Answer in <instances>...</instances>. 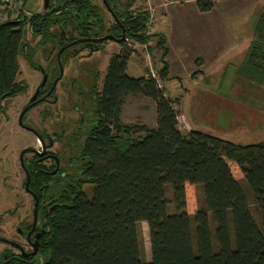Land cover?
Returning a JSON list of instances; mask_svg holds the SVG:
<instances>
[{
    "label": "trees",
    "instance_id": "1",
    "mask_svg": "<svg viewBox=\"0 0 264 264\" xmlns=\"http://www.w3.org/2000/svg\"><path fill=\"white\" fill-rule=\"evenodd\" d=\"M136 1L116 5L125 11L117 13V19L126 39L141 45L155 40L162 52L157 78L126 73L133 50L124 41L121 51L109 59L89 109L92 120L82 131L73 174L62 184L49 183L47 189L43 186L47 180L31 177L30 189L39 200L55 192L56 206L46 218L38 254L18 259L8 251L1 264H264V141L239 145L192 129L180 130L179 100L170 98L161 86L169 78L166 38L144 36L149 14L134 8ZM49 2L44 15H20L16 24H0V104L25 89L18 81V60L28 46L27 29L43 41L58 40L59 34L53 32L57 27L71 26L78 36L104 29L98 19L100 8L92 0ZM195 5L206 13L215 0H196ZM238 72L264 84V13L255 21L254 39ZM127 94L155 104V128L122 122ZM240 179L253 195L260 227ZM197 186L203 201L193 208ZM85 188L91 189L90 198ZM142 223L148 229L149 260Z\"/></svg>",
    "mask_w": 264,
    "mask_h": 264
},
{
    "label": "rangeland",
    "instance_id": "2",
    "mask_svg": "<svg viewBox=\"0 0 264 264\" xmlns=\"http://www.w3.org/2000/svg\"><path fill=\"white\" fill-rule=\"evenodd\" d=\"M92 1L102 8L100 0ZM195 1L137 0L134 4V8L149 14L144 36L162 34L167 38L168 54L165 61L169 67V78L161 82V86L170 98L179 100L176 107L179 128L182 132H187L191 127L193 131L207 133L239 145L263 142L264 84H256L240 76L238 71L254 39L255 21L264 13V0H215L214 8L206 13L198 11ZM21 3L22 12L20 14L17 11L13 15L14 19L17 13L28 17L40 13L43 9V0H21ZM20 15L9 21L19 20ZM104 21L107 26L111 24L112 19L107 12ZM53 31L57 32L58 29L54 28ZM37 40L38 38H33L27 29L25 41L31 49L39 47H35ZM128 41L126 47L133 50V53L127 62L126 73L132 77L149 74L157 78L158 70L162 66V52L155 47V40L146 45L138 44L132 39ZM29 47L27 46L19 56L18 80L28 84L27 92L30 94L3 103L4 114L0 115V123L3 126L0 153H4L6 158V164L2 163L3 169L0 170V236L8 239L17 238L13 236L17 222L22 220L23 223H30L32 219V201L20 187L23 174L17 157L20 150L28 147L38 148L32 134L18 124L19 114L41 78L40 73L32 70L26 62V55L31 51ZM46 48L50 50V43L46 44ZM121 49L122 46L106 42L104 50L89 60L98 70L99 87L110 57ZM35 58L41 62L40 66L48 70L55 67L54 61L42 59L39 51ZM61 62L66 71L68 68L70 70L72 62L69 57L64 56ZM201 63L205 64L203 69H200ZM66 75L63 83L71 80L72 75ZM123 100L120 115L123 123L139 122L149 128L156 127L155 104L151 100L131 94L125 95ZM65 106L66 103H60L56 111L65 113ZM41 110L42 106L30 111L26 120L29 127L36 125ZM48 122L49 119L46 123ZM239 183L246 193L254 221L260 227V216L253 195L243 179H240ZM84 192L88 198L91 197V189L85 188ZM194 195L193 208H199L203 201L201 186L195 188ZM167 197H171L170 189L167 190ZM14 204L19 216L10 213ZM140 230L145 258L149 260L146 224L142 223ZM3 248L9 247L0 244V249Z\"/></svg>",
    "mask_w": 264,
    "mask_h": 264
},
{
    "label": "flooded vegetation",
    "instance_id": "3",
    "mask_svg": "<svg viewBox=\"0 0 264 264\" xmlns=\"http://www.w3.org/2000/svg\"><path fill=\"white\" fill-rule=\"evenodd\" d=\"M100 1L102 8L99 7L100 12L98 19L102 22V25H104L102 32L94 28L90 31V35L78 36L77 32L71 26H65L61 29L57 27L58 31L56 34H59L58 40L43 41L40 37H33L38 38V44H36L35 47L39 46L34 49H31L27 43L31 51H26V53L28 52L26 55V62L32 70L40 73L41 78L35 89H33L32 94L29 96L26 105L22 108L21 113L28 106H34L24 113L21 123H19L21 113L19 114L18 124L22 129L32 134L38 148L28 147L24 150H20L17 157L18 165L23 174V178L20 180V187L24 194L32 201V219L30 223H23L22 220L16 223L15 235L13 236L17 238L8 239L0 236V239L8 241L4 242L0 240V244L9 247L0 249V264L6 262L5 258L7 257L8 251L10 252L11 258L18 259L19 257L31 258L38 254L40 241L46 232V218L56 206L54 198L55 192L52 190L50 195L39 200L37 194L34 192V188L30 189L31 177H40L43 178L44 181L47 180L48 184H43L45 189H47L49 183L53 185L54 183L59 184L61 182L60 184H62L67 179L68 175L73 174L74 156L83 141L82 131L90 124L89 121L92 120L89 109L94 102L96 94L101 88L98 86V70L89 60L92 59L95 54L104 50L106 42H112L121 46L126 40L123 26L117 19V13L120 12V15H122L125 11L118 9L116 6L118 4H123L124 1ZM52 3H54V1ZM42 11L40 13H42ZM105 12H107L112 19L111 24H108V26L104 21ZM118 29L121 30V34H118ZM111 31H113V33H111ZM108 36L112 37V39L101 43L91 42V40H97ZM121 38H124V41L122 43H116V41ZM47 43H50V50L46 48ZM63 48L64 50L61 51ZM37 51H39L42 59H46L47 61L53 60L55 67L48 70L46 67L40 66L41 62L35 58ZM59 52L60 55L58 57ZM64 56L69 57V61L72 62L70 70L68 68L67 71L63 68L61 62ZM35 61H37L36 64L34 63ZM66 73L69 75L71 74L72 77L70 81L63 83L64 77L67 76ZM18 81L25 86V89L20 94L7 98L1 102L0 115L4 114L3 103H6L9 99L30 94L27 92L29 87L28 84L22 80ZM35 95V99L31 101ZM62 102L66 103V112L63 114L56 111V107ZM40 106H42V110L38 114L36 125L29 127L26 120L30 111ZM48 119L49 122L46 123ZM1 127L3 126H1L0 123V138H2ZM2 163L6 164L4 153H0V170L3 169ZM10 213L19 216L15 204ZM36 240L39 242L37 253L33 256L25 257L24 254L32 253L33 243H35Z\"/></svg>",
    "mask_w": 264,
    "mask_h": 264
},
{
    "label": "built area",
    "instance_id": "4",
    "mask_svg": "<svg viewBox=\"0 0 264 264\" xmlns=\"http://www.w3.org/2000/svg\"><path fill=\"white\" fill-rule=\"evenodd\" d=\"M21 4H22L21 0H0V23L9 21V20H15L18 17V15H20L22 12V9L20 10ZM17 11L20 14L17 13L18 15H16L17 17L14 19L13 15ZM128 40H131V39L128 38L125 40V46L128 45V42H129Z\"/></svg>",
    "mask_w": 264,
    "mask_h": 264
},
{
    "label": "water",
    "instance_id": "5",
    "mask_svg": "<svg viewBox=\"0 0 264 264\" xmlns=\"http://www.w3.org/2000/svg\"><path fill=\"white\" fill-rule=\"evenodd\" d=\"M48 10H49V0H43V11H42V14L44 15L46 12H48ZM17 23V21H8L7 22V24H11V25H13V24H16ZM109 39H112V37H103V38H101V39H97V40H91V42H93V43H101V42H103V41H106V40H109ZM124 41V38H121V39H119V40H117L116 41V43H122ZM75 43H78V42H75ZM74 43V44H75ZM64 50V48L63 49H61V51H63ZM60 51V52H61ZM60 52H59V54H58V57H59V55H60ZM35 97H36V95L31 99V101H33L34 99H35ZM34 105H30V106H28L27 108H25L24 110H23V112L21 113V115H20V117H19V123H21V119H22V117H23V115H24V113L28 110V109H30V108H32ZM29 179V178H28ZM26 187H27V184H26ZM35 207H36V205H35ZM41 236V235H40ZM1 241H4V242H8L7 240H4V239H0ZM38 246H39V242H38V240H36L35 241V243H33V251H32V253H30V254H24V256L25 257H28V256H33V255H35L36 253H37V251H38Z\"/></svg>",
    "mask_w": 264,
    "mask_h": 264
},
{
    "label": "crops",
    "instance_id": "6",
    "mask_svg": "<svg viewBox=\"0 0 264 264\" xmlns=\"http://www.w3.org/2000/svg\"><path fill=\"white\" fill-rule=\"evenodd\" d=\"M162 35V34H161ZM164 36V35H163ZM165 38H166V36H164ZM166 41H167V38H166ZM205 67V64H202L201 63V65H200V69H203ZM189 129H191V127L189 128Z\"/></svg>",
    "mask_w": 264,
    "mask_h": 264
}]
</instances>
